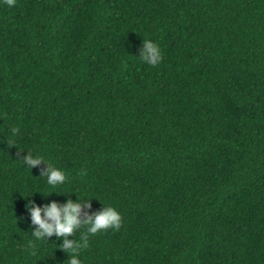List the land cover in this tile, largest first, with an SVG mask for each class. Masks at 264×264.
Returning a JSON list of instances; mask_svg holds the SVG:
<instances>
[{"label":"trees","instance_id":"16d2710c","mask_svg":"<svg viewBox=\"0 0 264 264\" xmlns=\"http://www.w3.org/2000/svg\"><path fill=\"white\" fill-rule=\"evenodd\" d=\"M77 197L122 215L82 264H264V0H0V264H66L25 205Z\"/></svg>","mask_w":264,"mask_h":264},{"label":"clouds","instance_id":"9594fccd","mask_svg":"<svg viewBox=\"0 0 264 264\" xmlns=\"http://www.w3.org/2000/svg\"><path fill=\"white\" fill-rule=\"evenodd\" d=\"M6 3L11 6L13 0H6ZM138 58L149 65H155L160 62L162 53L155 42L143 39ZM26 152L27 154L21 160L30 169L41 162H46L43 156ZM46 164V173L42 175L46 177L47 184L51 186L62 184L66 179L65 172L50 163L46 162ZM90 200L77 197L75 201L68 198L63 203L50 201L42 205H37L34 200L28 201L25 209L29 214L31 224L34 225L31 229V236L36 240H47L53 235L62 238V243L57 247L67 253L66 264H82L79 254L83 248L88 246L89 235L109 228L118 229L122 223L121 213L110 205L102 204L100 211L84 213V208L91 207ZM77 231L80 232L78 240L69 238L73 237ZM32 243L30 239L28 246L31 247Z\"/></svg>","mask_w":264,"mask_h":264}]
</instances>
